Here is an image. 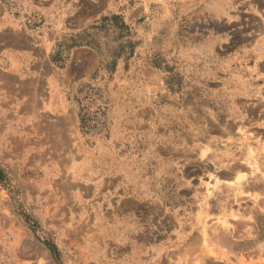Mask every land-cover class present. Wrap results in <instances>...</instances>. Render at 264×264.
<instances>
[{
    "label": "rangeland",
    "instance_id": "1",
    "mask_svg": "<svg viewBox=\"0 0 264 264\" xmlns=\"http://www.w3.org/2000/svg\"><path fill=\"white\" fill-rule=\"evenodd\" d=\"M0 264H264V0H0Z\"/></svg>",
    "mask_w": 264,
    "mask_h": 264
}]
</instances>
